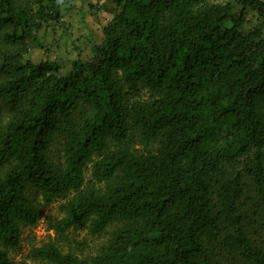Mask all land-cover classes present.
Segmentation results:
<instances>
[{
    "label": "trees",
    "instance_id": "1",
    "mask_svg": "<svg viewBox=\"0 0 264 264\" xmlns=\"http://www.w3.org/2000/svg\"><path fill=\"white\" fill-rule=\"evenodd\" d=\"M73 1L0 0V264L38 223L34 190L60 202L56 239L125 224L90 261L49 240L34 264H264V0H108L87 59L65 73L26 59ZM89 166L104 191L83 189Z\"/></svg>",
    "mask_w": 264,
    "mask_h": 264
},
{
    "label": "rangeland",
    "instance_id": "2",
    "mask_svg": "<svg viewBox=\"0 0 264 264\" xmlns=\"http://www.w3.org/2000/svg\"><path fill=\"white\" fill-rule=\"evenodd\" d=\"M219 0H210L211 3ZM19 2V0H17ZM112 8L108 0H74L72 3L62 5L61 17L57 23H50L36 34L41 48L31 44L26 59L33 63L48 61L58 65L60 73L70 69L69 62L76 59H87L91 43H97L101 37V28L109 20ZM256 24V15L250 13L248 22L244 25V31L249 30ZM7 50L1 43L0 49ZM147 94L143 91L139 99L146 100ZM89 113L86 105L79 104L70 119L71 125L79 123L80 119ZM12 114L7 111L3 102L0 101V129H2L11 118ZM66 126L63 125L56 134L52 146L48 152L51 166L62 169L64 165ZM264 151V150H263ZM90 166L84 173L83 189L93 188L99 192L104 191L106 182H96L91 178ZM29 197L33 206L39 214L38 223L34 227L22 226L20 229V246L10 253L13 264H34L25 260L27 252L35 246L51 240L60 250L71 252L82 260L90 261L97 256L110 239L112 232L125 226L122 222L112 223L100 236H91L86 229L70 232L64 239H56L50 230L53 220L60 217L56 202L48 207L43 206L38 191H30Z\"/></svg>",
    "mask_w": 264,
    "mask_h": 264
},
{
    "label": "crops",
    "instance_id": "3",
    "mask_svg": "<svg viewBox=\"0 0 264 264\" xmlns=\"http://www.w3.org/2000/svg\"><path fill=\"white\" fill-rule=\"evenodd\" d=\"M111 18H112V16L110 17V20H111ZM106 24H107V23H106ZM106 24H105V25H106ZM105 25H104V26H105ZM104 26H102V27H104ZM101 29H102V28H101ZM101 39H102V33H101V37L99 38V41H98L96 44H99V43L101 42Z\"/></svg>",
    "mask_w": 264,
    "mask_h": 264
}]
</instances>
